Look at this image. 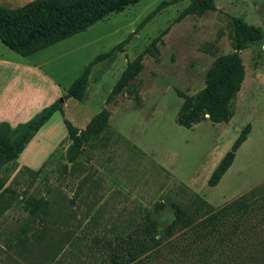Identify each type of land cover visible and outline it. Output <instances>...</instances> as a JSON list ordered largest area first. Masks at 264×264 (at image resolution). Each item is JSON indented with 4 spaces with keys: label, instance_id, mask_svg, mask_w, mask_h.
<instances>
[{
    "label": "rangeland",
    "instance_id": "obj_1",
    "mask_svg": "<svg viewBox=\"0 0 264 264\" xmlns=\"http://www.w3.org/2000/svg\"><path fill=\"white\" fill-rule=\"evenodd\" d=\"M161 1L168 0H137L70 37L45 59L63 69L67 80L77 78L93 57L125 39ZM212 2L215 10L200 17L182 14L188 0L160 10L122 51L92 68L81 101L67 99L66 119L58 117L82 130L106 112L105 124L81 144L72 162L65 159L69 145L62 141L36 175L16 167L5 184L11 183L15 199L0 213V264H75L62 258L76 237L88 230L108 235L129 217L139 221L142 210L150 212L159 251L140 264H188L182 252L192 238L181 230L166 234L175 216L170 203L187 206L197 195L217 209L264 184V0ZM232 17L262 33L259 43L238 52L243 77L232 116L227 123L178 126L182 96L196 95L214 60L232 51L227 36ZM4 54L16 53L0 43ZM126 62L132 63L133 80L111 95ZM245 126L248 134L230 167L208 187L212 170ZM26 200L37 201L39 208L28 212ZM239 256V264H264Z\"/></svg>",
    "mask_w": 264,
    "mask_h": 264
},
{
    "label": "trees",
    "instance_id": "obj_2",
    "mask_svg": "<svg viewBox=\"0 0 264 264\" xmlns=\"http://www.w3.org/2000/svg\"><path fill=\"white\" fill-rule=\"evenodd\" d=\"M180 1L183 0L159 2L125 39L93 57L63 92L61 100H55L25 123L14 127L0 123V213L15 199L11 183L7 186L5 184L18 166V155L54 112L63 115L60 102L67 99L81 101L91 69L122 51L129 39L160 10ZM188 1L190 4L182 12L183 15L200 17L205 12L215 10L212 0ZM136 2L137 0H31L15 9H4L0 5V43L20 57H26L83 32L106 16L120 12ZM228 29L231 53L214 60L206 74L204 87L196 95L182 96L183 101L175 117L178 126L188 129L203 120L218 124L227 123L231 118L232 101L239 91L243 77L238 52L248 44L259 43L262 33L259 28L247 25L238 17L230 18ZM131 65L132 63L126 62L111 95L119 93L126 82L133 80V73L129 72ZM131 93L137 102L136 92L132 90ZM106 117V112H100L82 130L62 119L66 130L65 139L70 142L65 153L68 162L75 159L81 144L98 135ZM247 134L248 126H245L212 170L206 182L208 187L219 182ZM21 169L31 175L37 174V170L26 167ZM170 205L175 210V216L166 234L172 236L177 230H181L192 238L182 252L187 257L188 264H239V254L250 261L261 260L264 263V184L217 209H213L197 195L193 196L187 206L182 207L174 202ZM24 208L32 212L39 208V203L26 200ZM196 217L198 220L192 222ZM158 245L150 212L142 210L139 221L129 217L108 235L95 230L82 233L69 244L71 248L62 259L65 263L74 261L75 264H140L159 251ZM72 253H79V257L72 258ZM227 261L229 262L226 263Z\"/></svg>",
    "mask_w": 264,
    "mask_h": 264
},
{
    "label": "crops",
    "instance_id": "obj_3",
    "mask_svg": "<svg viewBox=\"0 0 264 264\" xmlns=\"http://www.w3.org/2000/svg\"><path fill=\"white\" fill-rule=\"evenodd\" d=\"M29 1L31 0H0V5L4 9H15ZM66 40L26 57H20L17 54L0 55V123H6L10 127L25 123L55 100H61L63 92L76 76L67 80L63 69L50 66V61L46 59L49 55H53L51 54L53 49L62 45ZM5 49L8 48L5 47ZM66 101L60 102L65 119ZM58 114L57 111L54 112L25 145L16 159L18 167L36 171L45 162L54 159L55 152L62 141L65 145H69V141L65 140L66 130L61 123L62 118L58 117ZM52 119L55 121L45 129ZM52 126L54 129L57 127L59 132L51 130ZM31 146V150L25 154Z\"/></svg>",
    "mask_w": 264,
    "mask_h": 264
}]
</instances>
